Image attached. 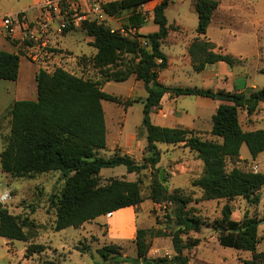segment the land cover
<instances>
[{"label":"trees","instance_id":"obj_1","mask_svg":"<svg viewBox=\"0 0 264 264\" xmlns=\"http://www.w3.org/2000/svg\"><path fill=\"white\" fill-rule=\"evenodd\" d=\"M156 1L154 22L156 31L140 33L149 18L138 10L143 4ZM175 0H113L105 3V8L113 15L123 10H131L125 29L128 35L111 32L110 27L89 23L71 31H85L93 38L96 52L90 57L78 58L83 69L89 66L98 71L95 78L78 75L54 60L46 57L39 63L36 74L37 99L17 100L6 115L10 114V132L6 144L0 151L2 171L12 177H35L39 174L60 172L64 185L50 196V206L55 208L54 231L67 227H80L102 215L111 214L128 206H138L145 198L141 190L142 171L154 169L161 160V144L183 143L197 153L203 161L201 175L193 181L201 188L205 199H233L242 196L255 203L260 201L259 191L264 186V173L243 170L239 167L227 168V160L240 156L242 145L246 144L252 158L264 152V128L244 130L239 119V110L253 114L264 102V86L250 92L214 91L212 88L166 85L159 78L160 71L168 66V55L162 45L168 37L170 24L166 9ZM198 12L197 37L189 47V53L196 71L200 72L208 64L225 62L234 67L242 59L229 52H216L215 44L206 37L218 0H193ZM133 31V29H135ZM55 53L60 49L50 48ZM54 53V54H55ZM23 54L0 49V79L17 80ZM89 62V63H88ZM84 71V70H83ZM131 76L142 81L147 96L143 101L142 127L146 132L143 161L122 149L113 155L101 152L108 146L107 125L103 101L121 103L122 99L104 90L109 81H125ZM202 96L222 102L212 116L210 133L216 139H204L194 129L168 127L153 123L152 113L162 107L163 97ZM139 99L124 101L131 106ZM5 115V116H6ZM124 165L128 173L136 175L135 180L112 177L106 184L101 183L103 168ZM160 170V169H158ZM162 178L156 176L150 185L151 198L155 202L162 199L175 205V225L170 234L176 254L172 258L149 256L150 239L166 236L155 229L140 228L136 231L135 257L123 255L115 243L98 249L104 262L122 264L126 261L146 264H188L184 253L198 244V240L183 239L190 231H200L203 222L187 211L189 198L178 190L168 194ZM221 225L226 228L219 235V243L237 250L253 253L245 259V264H264V250L257 252L259 243L257 217L245 214L242 220L230 218L232 210L225 205ZM33 221L11 213L7 207L0 209V235L8 240L28 241L29 226ZM149 234L150 239H147ZM46 246L30 243L27 254L42 252ZM42 264H58L46 260Z\"/></svg>","mask_w":264,"mask_h":264},{"label":"rangeland","instance_id":"obj_2","mask_svg":"<svg viewBox=\"0 0 264 264\" xmlns=\"http://www.w3.org/2000/svg\"><path fill=\"white\" fill-rule=\"evenodd\" d=\"M113 1V0H106ZM193 0H175L166 9L170 24L168 37L162 45L163 51L168 55V66L160 71L159 78L170 86H209L214 91L250 92L252 88L264 86V0H218L219 6L214 13L206 37L215 44L214 51L229 52L242 59L234 67L227 66L230 74L221 75L210 83L209 77L196 71L192 62L189 47L197 37L198 12ZM10 0H0V15L6 14V7ZM153 8V7H151ZM142 14L141 7L138 8ZM148 23L140 33L157 30L158 25L148 11H145ZM131 10H123L119 15H114L115 21L111 24L116 28H123L128 21ZM133 29V31H135ZM64 36V47L61 46L55 53L57 61L78 75H87L95 78L98 71L90 64L83 69L77 61L79 57H90L96 52L92 46L93 38L85 31H71ZM24 57V58H23ZM29 63L37 70L38 64L22 56V65ZM89 63V62H88ZM211 67V66H209ZM84 70V71H83ZM217 70L221 71L217 66ZM28 71L22 74V79L28 80ZM22 80V81H23ZM31 85L30 81L28 83ZM104 90L122 99L121 103L103 101L105 110L108 146L102 150L104 156L113 155L121 149L118 140L123 145L136 142L138 145L133 155L139 162L143 161L144 149L140 146L146 144V132L142 127L143 103L136 102L131 107L124 101L131 99L145 100L146 91L142 81H135L134 76L125 81H109ZM196 96H179L174 107L165 113L164 117L155 114L153 120L168 127H185L194 129L204 139H216L211 135L212 116L216 108L196 107ZM219 105L222 100L216 99ZM173 107V108H174ZM158 112V110L156 111ZM201 117L198 120L196 115ZM239 119L244 130L264 128V102L257 110L248 115L245 109L239 110ZM196 127V128H191ZM8 125L0 130L1 145H5L9 136ZM161 160L154 169H144L141 176V190L145 200L135 207L119 209L111 214L102 215L82 226L67 227L54 231L53 221L56 210L50 206V196L59 192L63 185V175L60 172L39 174L35 177H12L7 175L5 189L12 192V200L6 204L8 210L23 219L33 221L30 225L28 241L14 240L7 244L2 243L0 237V264H42L46 260L58 264H111L104 262L98 249L106 244L115 243L120 247L125 256L135 257L137 247L132 237L137 229H155L166 233V236H154L150 239L151 247L149 256L172 258L176 254L172 242V234L176 229L175 205L166 199L155 202L149 198L150 185L154 177L163 178L168 194L178 190L189 198L187 211L190 215L197 216L203 222L200 231H190L183 235L184 240H198V244L190 249H185L188 264H245V259L252 258L253 253L247 250H237L219 243V235L226 228L222 226L224 217L223 209L229 205L232 213L230 218L242 220L245 214L257 217L259 220L257 252L264 250V186L259 191L260 201L255 203L239 196L233 199H205L200 187L193 181L203 171V161L197 153L191 151L183 143L161 144ZM239 167L243 170H257L264 173V152L253 159L247 145H242L240 156L227 160V168ZM160 169V170H158ZM161 171H163L161 175ZM161 175V176H160ZM112 177H125L135 180L133 173H128L124 165L103 168L100 181L106 184ZM136 236V235H135ZM30 243H41L46 246L42 252L27 254L26 248ZM122 264H146L126 261Z\"/></svg>","mask_w":264,"mask_h":264},{"label":"built area","instance_id":"obj_3","mask_svg":"<svg viewBox=\"0 0 264 264\" xmlns=\"http://www.w3.org/2000/svg\"><path fill=\"white\" fill-rule=\"evenodd\" d=\"M106 0H40L38 13L30 16L27 10L0 15V31L16 47L17 52L39 63H44L46 57L55 56L50 48H55V39L63 36L66 29L74 30L89 23L108 26L111 32H119L126 36L123 28L113 27L111 22L115 17L106 8ZM154 15V9L141 6ZM254 172H257L255 170ZM12 192L5 189L0 193V209L12 200Z\"/></svg>","mask_w":264,"mask_h":264},{"label":"crops","instance_id":"obj_4","mask_svg":"<svg viewBox=\"0 0 264 264\" xmlns=\"http://www.w3.org/2000/svg\"><path fill=\"white\" fill-rule=\"evenodd\" d=\"M39 2H40V0H10V4L6 7L5 11L7 13H16V12L21 11V10H27V12L30 16H35L38 13V7L37 6H38ZM155 2L156 1H150V2L146 3V6L153 7V9H154ZM153 17H152V19H153ZM144 28H145V26L143 28H141V30H143ZM151 31H156V30H151ZM143 32L148 33L145 31H143ZM66 38H68V36L63 35V36L57 37L55 39V43L57 44V46H61L65 50L72 51V50L63 46V44L66 41ZM0 49L7 50L10 52H17L16 47L6 38V36L1 31H0ZM57 57H55V58L57 59ZM209 66H211V67H209ZM217 66L220 67L221 71L217 70ZM227 66H228V64L223 62V61L215 63V64H208L205 67V69L202 70L200 73L203 74V80H204V77H209L211 79L210 83H214L215 78L220 77L221 75H225V74L229 75L230 74V72L227 69ZM24 69H25V71H28V73H29L28 75H30V77H28V80L30 81L31 85L28 84L29 81H27L26 79H24V80L22 79V77H23L22 74L24 72ZM37 71L38 70L34 66L30 65L29 63H25V65L23 66L22 65V58H21L19 76H18L17 80L12 81V80L0 79V130L2 129L3 124H4V126L8 125L9 131H10L11 116H10V114H8V115H6V114L11 109L12 104L15 101L23 100V99H31V100L37 99V95H38L37 82H36ZM134 80L139 82V80H137L135 78V76H134ZM105 85H104V88H105ZM143 86H144V84H143ZM204 88H210V87L207 86ZM145 94L147 96V92ZM195 98H196L195 99L196 100V107L197 106L198 107H206L207 106V108L208 107H211V108L218 107V104L216 103V101H217L216 99H212V98H208V97H202V96H196ZM176 99H177V97H171L169 94H166L163 97L162 107L158 110V112H153L151 115L153 123H155L157 125L164 126V125L160 124L159 122H155L153 120V116L155 114H158V115L164 117L166 112L171 111V110H176V107H174ZM143 101H144V99L141 101H138V102L143 103ZM143 106H144V104H143ZM196 117L198 120H201L200 116L196 115ZM191 128H196V127H191ZM1 142L2 141H1V134H0V151L3 149V145H1L2 144ZM118 142H119L121 149L124 152H127L131 155L135 154L134 151L136 150V148L138 146L135 141L131 142V145L128 143V138H127V143H125V145H123L121 140H118ZM145 145L146 144H142V146H140V149L143 150ZM6 180H7V175L2 171L1 163H0V193L2 192L1 190L5 188ZM128 207H133L135 209V206H128ZM128 207H125V208H128ZM135 235H136V232L133 233L132 237H135ZM0 237H2V236L0 235ZM2 238H3V241H1L2 243L7 244L9 242H12L11 240H8L5 237H2ZM0 240H2V239H0Z\"/></svg>","mask_w":264,"mask_h":264},{"label":"water","instance_id":"obj_5","mask_svg":"<svg viewBox=\"0 0 264 264\" xmlns=\"http://www.w3.org/2000/svg\"><path fill=\"white\" fill-rule=\"evenodd\" d=\"M162 173H163V171H161V175H162ZM161 175H160V176H161ZM161 178H162V177H161ZM162 181H164L163 178H162Z\"/></svg>","mask_w":264,"mask_h":264}]
</instances>
